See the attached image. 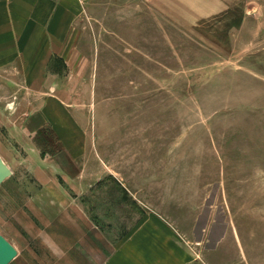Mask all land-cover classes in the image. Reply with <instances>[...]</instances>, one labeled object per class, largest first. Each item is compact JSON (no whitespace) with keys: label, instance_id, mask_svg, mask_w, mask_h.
<instances>
[{"label":"rangeland","instance_id":"obj_1","mask_svg":"<svg viewBox=\"0 0 264 264\" xmlns=\"http://www.w3.org/2000/svg\"><path fill=\"white\" fill-rule=\"evenodd\" d=\"M61 4L0 8L10 264H264V0Z\"/></svg>","mask_w":264,"mask_h":264},{"label":"crops","instance_id":"obj_2","mask_svg":"<svg viewBox=\"0 0 264 264\" xmlns=\"http://www.w3.org/2000/svg\"><path fill=\"white\" fill-rule=\"evenodd\" d=\"M64 2V0H0V8L8 9L7 17L8 20L7 23L10 24H16V23H38L42 25H48L51 23L52 17L50 14L46 13L45 10L50 8H65L66 6L64 4H61ZM57 3V4H56ZM60 3V4H58ZM81 6H78L77 8H80ZM23 10L25 16H22L18 18L15 16L16 14H19V10ZM14 17L16 19H25L23 20H13ZM5 23L4 20H1L0 23ZM57 23V22H55ZM154 227V226H153ZM152 226L143 225L140 226V230H136L135 234L132 236L133 240L135 239L141 242H146L147 244H150L149 236L151 238L150 234L155 233V229ZM131 239V238H130ZM153 240V238H152ZM156 241V240H155ZM153 242V241H152ZM138 243V242H136ZM149 254V250L146 251Z\"/></svg>","mask_w":264,"mask_h":264},{"label":"water","instance_id":"obj_3","mask_svg":"<svg viewBox=\"0 0 264 264\" xmlns=\"http://www.w3.org/2000/svg\"><path fill=\"white\" fill-rule=\"evenodd\" d=\"M11 174V170L0 156V184ZM16 256L15 247L0 233V264H10Z\"/></svg>","mask_w":264,"mask_h":264},{"label":"bare ground","instance_id":"obj_4","mask_svg":"<svg viewBox=\"0 0 264 264\" xmlns=\"http://www.w3.org/2000/svg\"><path fill=\"white\" fill-rule=\"evenodd\" d=\"M10 107H11V108L14 107V104H11Z\"/></svg>","mask_w":264,"mask_h":264}]
</instances>
